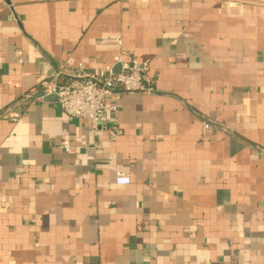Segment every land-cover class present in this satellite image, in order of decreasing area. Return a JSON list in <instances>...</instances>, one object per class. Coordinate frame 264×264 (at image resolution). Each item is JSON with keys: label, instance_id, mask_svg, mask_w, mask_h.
<instances>
[{"label": "crops", "instance_id": "1", "mask_svg": "<svg viewBox=\"0 0 264 264\" xmlns=\"http://www.w3.org/2000/svg\"><path fill=\"white\" fill-rule=\"evenodd\" d=\"M117 56L115 138L25 97ZM0 264H264V0H0Z\"/></svg>", "mask_w": 264, "mask_h": 264}, {"label": "built area", "instance_id": "2", "mask_svg": "<svg viewBox=\"0 0 264 264\" xmlns=\"http://www.w3.org/2000/svg\"><path fill=\"white\" fill-rule=\"evenodd\" d=\"M243 0H223L230 9H239ZM17 20V17H14ZM185 35H188L185 33ZM113 41L121 42L119 39ZM24 56H17L18 62H23ZM115 62L119 64V71L113 67L107 68L104 74L86 72L82 64L76 68L59 63L52 75L41 83V96H25L33 101L41 100L49 95H56L57 102L64 112L88 122L91 132L97 134L107 131L115 138L120 134L119 126L112 127L116 122L117 105L108 103V98H117L127 93L152 94L156 92L154 79L150 75L148 61H138L136 58L124 60L117 56ZM10 83V82H9ZM15 120V118H13ZM111 126V127H110ZM214 124L210 120H203L204 135H211ZM61 147L69 150V140H63ZM116 184H130L131 175L118 171L115 176Z\"/></svg>", "mask_w": 264, "mask_h": 264}, {"label": "water", "instance_id": "3", "mask_svg": "<svg viewBox=\"0 0 264 264\" xmlns=\"http://www.w3.org/2000/svg\"><path fill=\"white\" fill-rule=\"evenodd\" d=\"M46 100H54L57 99L56 95H49L45 97Z\"/></svg>", "mask_w": 264, "mask_h": 264}]
</instances>
